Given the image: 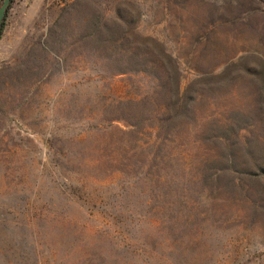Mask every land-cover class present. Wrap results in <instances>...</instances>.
<instances>
[{"label":"rangeland","instance_id":"1","mask_svg":"<svg viewBox=\"0 0 264 264\" xmlns=\"http://www.w3.org/2000/svg\"><path fill=\"white\" fill-rule=\"evenodd\" d=\"M23 12L28 54L0 59V264H264V33L231 60L204 0Z\"/></svg>","mask_w":264,"mask_h":264},{"label":"crops","instance_id":"2","mask_svg":"<svg viewBox=\"0 0 264 264\" xmlns=\"http://www.w3.org/2000/svg\"><path fill=\"white\" fill-rule=\"evenodd\" d=\"M17 1L26 6L30 0H13L11 4L0 38V59L4 65L24 62L22 58L28 54L30 48L29 26L35 19L27 16L24 12L22 15L13 16V8ZM204 1L206 7H212L210 16L213 35L211 38L220 40L221 53L230 59L240 54L239 50L233 51V49L239 47L237 42L242 28H246L250 32L264 33V3L261 0Z\"/></svg>","mask_w":264,"mask_h":264},{"label":"trees","instance_id":"3","mask_svg":"<svg viewBox=\"0 0 264 264\" xmlns=\"http://www.w3.org/2000/svg\"><path fill=\"white\" fill-rule=\"evenodd\" d=\"M261 1L264 3V0H261ZM12 2H13V0L11 1L10 5L8 6L5 17L3 19L2 27L0 29V38H1V35L4 31V28L6 25L5 24L6 18L9 14V10H10ZM179 91H180V87L177 83V89L175 92V96L177 97V103H179V101H180L178 98ZM161 116H164V117L160 118V119H155L157 121V125H152V126L148 127V129L150 130V133H153V132L155 133L156 141L160 142V146L163 148L168 147V145H177V141H178L179 137L171 129L176 127L178 124H180L177 122L180 115H161ZM166 130H169V132H167ZM175 154L176 153H174V151L170 150V154H169L168 158L175 156ZM178 156L179 157L181 156V158L183 160L186 158V156L183 155L182 153L180 155L177 154V157Z\"/></svg>","mask_w":264,"mask_h":264},{"label":"water","instance_id":"4","mask_svg":"<svg viewBox=\"0 0 264 264\" xmlns=\"http://www.w3.org/2000/svg\"><path fill=\"white\" fill-rule=\"evenodd\" d=\"M12 0H2L0 4V29L2 27V22L5 17L8 6L10 5Z\"/></svg>","mask_w":264,"mask_h":264}]
</instances>
